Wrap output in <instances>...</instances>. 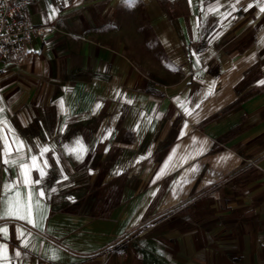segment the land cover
I'll return each mask as SVG.
<instances>
[{
    "label": "crops",
    "instance_id": "0c3cea01",
    "mask_svg": "<svg viewBox=\"0 0 264 264\" xmlns=\"http://www.w3.org/2000/svg\"><path fill=\"white\" fill-rule=\"evenodd\" d=\"M257 5L31 1L50 30L0 61V137L23 146L9 159L38 157L45 175L27 169L40 184L20 191L45 196L39 228L0 219V264H264ZM23 178L0 163V199Z\"/></svg>",
    "mask_w": 264,
    "mask_h": 264
},
{
    "label": "snow or ice",
    "instance_id": "6c2138e0",
    "mask_svg": "<svg viewBox=\"0 0 264 264\" xmlns=\"http://www.w3.org/2000/svg\"><path fill=\"white\" fill-rule=\"evenodd\" d=\"M126 3L129 4V6H133L135 3V0H125ZM238 2V0H237ZM65 3H67V0H65ZM253 5H249V7H252ZM259 7V10L261 12H264V6L257 5ZM171 67V66H168ZM174 70V69H173ZM260 84H264V81L258 82ZM128 103H131V101H128ZM62 104V102H61ZM97 108L100 107V105H96ZM196 107H199V105H196ZM2 111V109H0ZM187 111V109H185ZM191 115V113H189ZM6 123V122H5ZM4 140V149L3 154L0 155V163H3L5 165H11L13 167H18L23 173L24 178L22 181H18L15 184H4L2 186L3 190V199H0V219H19L23 220L28 224H31L34 228H39L40 224L38 220L35 218L37 214H40L41 212V206H40V198L45 196V193L43 191L38 193V196L36 198L33 197V191L31 187H28L27 190L22 193L20 191V183H23L24 185H39L40 179H34L29 180L27 177V169H37L39 170V176L43 177L45 175V172L43 168L37 163L38 157L32 156L30 157V164L29 163H21L17 159H9V157L12 156L13 152L19 153L22 149L21 147L13 148L12 144L15 143V141H12V144L9 143L7 137H0ZM77 147L73 149H69L71 152L78 153L76 158L77 159H83V153L87 151L86 148H84L81 141L76 142ZM49 151V148L44 147L40 150V156L42 157L44 153H47ZM171 159V157L169 158ZM44 166H47V162H44ZM165 168H167V165H165ZM164 174V168L161 169L160 175ZM159 178V177H157ZM67 179V177H65ZM55 191V190H53ZM9 192L12 194L9 195ZM40 219H43V216L40 215ZM0 233L4 235L6 238L8 235V229L7 227L0 228ZM21 237L24 236V233L21 231L19 233ZM27 247V244L24 245ZM4 249L3 245H0V250ZM16 255L19 256L20 253L17 251ZM52 259H55L56 256L53 253Z\"/></svg>",
    "mask_w": 264,
    "mask_h": 264
},
{
    "label": "built area",
    "instance_id": "2783aa9c",
    "mask_svg": "<svg viewBox=\"0 0 264 264\" xmlns=\"http://www.w3.org/2000/svg\"><path fill=\"white\" fill-rule=\"evenodd\" d=\"M32 0H0V61L19 58L36 38L44 36L48 26L32 25L28 5Z\"/></svg>",
    "mask_w": 264,
    "mask_h": 264
}]
</instances>
